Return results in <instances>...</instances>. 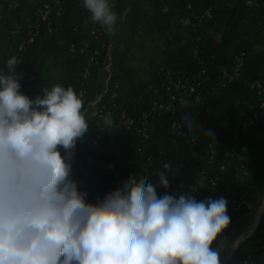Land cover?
<instances>
[{
	"label": "clouds",
	"instance_id": "9594fccd",
	"mask_svg": "<svg viewBox=\"0 0 264 264\" xmlns=\"http://www.w3.org/2000/svg\"><path fill=\"white\" fill-rule=\"evenodd\" d=\"M83 6L114 34L118 17L108 0ZM18 63L9 58L10 74L0 73V264H220L212 244L230 224L225 198L161 195L130 173L87 202L70 162L88 128L84 102L61 85L30 99L20 91ZM183 121L193 124L190 114ZM171 167L165 162L157 174L164 189Z\"/></svg>",
	"mask_w": 264,
	"mask_h": 264
},
{
	"label": "built area",
	"instance_id": "2783aa9c",
	"mask_svg": "<svg viewBox=\"0 0 264 264\" xmlns=\"http://www.w3.org/2000/svg\"><path fill=\"white\" fill-rule=\"evenodd\" d=\"M119 1L108 0L112 11L115 12ZM238 1L248 10L264 9V0ZM67 2L0 0V44L9 53L21 56L36 43L56 35L55 22L63 16ZM154 6L155 11L158 8L164 16H175L178 25L194 35L190 57L199 66L198 71L191 74L185 68L167 65L158 68L150 82L145 84L144 94L140 97L142 101L139 102H121L117 84L94 96L91 81L103 66L112 35H108L99 22H92L90 18L85 20L86 37L69 47L70 53L82 62L75 91L84 102L82 112L88 125L85 135L77 141L82 151L75 171L87 176V152L98 148L107 136L117 132L127 133L136 140L133 146L138 162V178L146 176L156 184L159 180L157 174L164 171L163 163H171L172 167L165 171L169 188L159 186L157 189L161 195L167 193L179 197L181 194H192L198 201L208 198L209 194H215L216 199L223 197L227 201L230 223L236 224L250 214L254 199L252 191L259 186L243 188L242 180L251 175L253 167L250 150L240 142H225V134L207 116L208 100L205 95L213 85L220 93L233 90L240 94L245 52L233 54L228 64L209 68L201 59L197 34L200 29L215 24L213 8L207 6L195 12L187 3L181 14L174 15L164 0H157ZM84 10L89 12L85 7ZM118 22L119 18L114 33ZM3 55V47L0 46V59ZM245 88L251 99L238 100L243 109L233 120L229 135L244 136L264 124V83L253 80ZM109 113L112 123L106 124L105 117ZM185 114L197 119L190 128L184 125ZM155 137L161 141L155 140ZM168 143L175 144L186 156L173 157ZM228 227L218 234L212 244L213 249L224 242ZM248 243L251 249L235 256L237 250ZM222 264H264V219Z\"/></svg>",
	"mask_w": 264,
	"mask_h": 264
},
{
	"label": "trees",
	"instance_id": "16d2710c",
	"mask_svg": "<svg viewBox=\"0 0 264 264\" xmlns=\"http://www.w3.org/2000/svg\"><path fill=\"white\" fill-rule=\"evenodd\" d=\"M164 1L168 3L171 13L174 15L181 14L187 3L192 5L195 12L207 6L213 8L215 24L222 26L223 32L220 43L213 49L208 50L200 45L201 59L209 68L228 64L233 54L240 51L245 52L240 94L233 90L220 93L213 85L209 87L208 93L205 95L206 100L208 102L215 100L216 104L231 103L236 99L250 100L251 95L245 88L246 84L253 80L264 83V9L262 11L248 10L238 0ZM124 7V0H120L115 10L118 18L123 16ZM155 12L164 17L159 13L158 8ZM160 16L156 18L159 19ZM90 17L91 13L84 10L83 0H68L63 16L55 22L56 35L36 43L21 56L11 54L9 57L1 58L0 73L10 74L6 67L7 61L13 56L16 57L19 63L15 66V72L21 74L18 81L21 85L20 91L34 100L37 96L42 97L49 88L46 79V62L52 57L62 56L66 58L67 63L61 78V86L65 88L71 86L75 90L82 62L70 53L69 47L86 37L84 24L85 20ZM250 25H255V27L251 29L249 28ZM190 53V48L182 54L173 52V56L165 64L172 68H185L191 74H196L199 66L192 61ZM242 109L241 106L237 116L240 115ZM192 120L195 124L197 119L194 116ZM203 123L208 125L206 121ZM224 138L226 143L240 142L249 148L253 162L252 171L256 165L258 168L257 176H254L253 180H256L255 185L260 187L258 183L260 180H264V124L255 130H251L247 135L226 134ZM155 140L161 141L158 137H155ZM134 144H136V140L127 133L117 132L105 137L98 148L87 152L86 163L89 173L87 176H83L82 173L75 171L82 151L76 143L74 156H72L73 160H70L72 165L71 178L78 182L79 191L87 193L85 197L87 202L95 203L97 198L102 199L106 193L117 188L130 173L138 177V162ZM168 145L173 157L186 156V153L183 154L179 151V147H175V144L168 143ZM60 151L61 155L67 158L65 150L61 148ZM150 182L154 183L151 180ZM156 185L158 189L159 184L156 183ZM250 249L251 244L249 243L241 246L235 256L241 252L245 254Z\"/></svg>",
	"mask_w": 264,
	"mask_h": 264
},
{
	"label": "rangeland",
	"instance_id": "374dc122",
	"mask_svg": "<svg viewBox=\"0 0 264 264\" xmlns=\"http://www.w3.org/2000/svg\"><path fill=\"white\" fill-rule=\"evenodd\" d=\"M124 3L123 16L119 18L117 30L109 40L110 48L104 57L102 68L91 81V87L95 96L112 84H117L121 102H139L142 101L140 97L144 94L145 84L150 82L154 72L165 67L173 52L182 54L192 47L194 35L181 28L175 16L158 15L154 8L156 0H124ZM157 16L161 18L157 19ZM253 27L255 25H250L249 28ZM222 32V26L213 24L204 30L200 29L197 38L201 45L211 50L220 43ZM0 46L3 47V57H9L11 53L7 48L2 43ZM66 63V58L62 56L52 57L46 62L48 90L61 85ZM240 109L237 99L223 104H216L213 100L208 102L207 115L212 118L217 129L229 135ZM257 172L256 165L252 176L242 180L243 188L250 189L256 184L253 178L257 176ZM258 184L260 187L252 191L254 199L250 214L236 224L231 222L226 239L220 247L214 249L219 254L220 264L231 257L233 249L264 219V180H260ZM209 197L216 199L215 194H209Z\"/></svg>",
	"mask_w": 264,
	"mask_h": 264
},
{
	"label": "bare ground",
	"instance_id": "6f19581e",
	"mask_svg": "<svg viewBox=\"0 0 264 264\" xmlns=\"http://www.w3.org/2000/svg\"><path fill=\"white\" fill-rule=\"evenodd\" d=\"M255 228L252 229V231L254 230Z\"/></svg>",
	"mask_w": 264,
	"mask_h": 264
},
{
	"label": "crops",
	"instance_id": "0c3cea01",
	"mask_svg": "<svg viewBox=\"0 0 264 264\" xmlns=\"http://www.w3.org/2000/svg\"><path fill=\"white\" fill-rule=\"evenodd\" d=\"M48 89H49V88H48ZM48 89H47V90H48Z\"/></svg>",
	"mask_w": 264,
	"mask_h": 264
}]
</instances>
